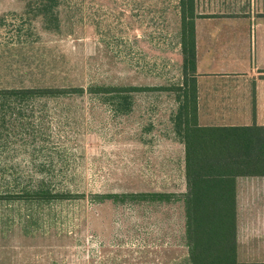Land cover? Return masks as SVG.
Segmentation results:
<instances>
[{
    "label": "rangeland",
    "instance_id": "obj_1",
    "mask_svg": "<svg viewBox=\"0 0 264 264\" xmlns=\"http://www.w3.org/2000/svg\"><path fill=\"white\" fill-rule=\"evenodd\" d=\"M181 33L179 0H0L1 261L189 264ZM96 85L136 90L3 91Z\"/></svg>",
    "mask_w": 264,
    "mask_h": 264
},
{
    "label": "crops",
    "instance_id": "obj_2",
    "mask_svg": "<svg viewBox=\"0 0 264 264\" xmlns=\"http://www.w3.org/2000/svg\"><path fill=\"white\" fill-rule=\"evenodd\" d=\"M194 3L198 124L264 126V0ZM230 184L236 214V261L264 264V170L238 172ZM2 224L0 220V237L7 232ZM0 247L4 254L10 250ZM11 251L21 253L14 247ZM37 251L32 250L31 260H38ZM10 260L12 264L11 257H3L0 264ZM150 260L149 254L148 264Z\"/></svg>",
    "mask_w": 264,
    "mask_h": 264
},
{
    "label": "trees",
    "instance_id": "obj_3",
    "mask_svg": "<svg viewBox=\"0 0 264 264\" xmlns=\"http://www.w3.org/2000/svg\"><path fill=\"white\" fill-rule=\"evenodd\" d=\"M181 15V53L184 58V79L178 91V112L175 132L184 144V175L187 191L184 239L189 264H238L236 261L234 195L230 179L238 172L264 170V126H200L196 112L194 0H179ZM190 65V74L185 66ZM189 76V77H187ZM187 78L188 81H187ZM70 90V91H69ZM69 90L57 87L40 89H5L4 93L33 96L94 92L115 94L125 99L124 92L135 87L83 86ZM2 91H0L1 93ZM129 106H126L128 109ZM156 194V193H155ZM136 195H129V198ZM103 198L120 200L115 193ZM165 197V195L163 196ZM166 197H168L166 195ZM133 199V198H132Z\"/></svg>",
    "mask_w": 264,
    "mask_h": 264
}]
</instances>
